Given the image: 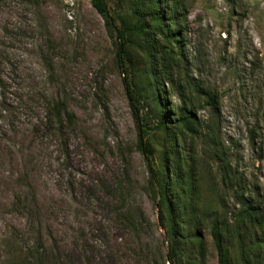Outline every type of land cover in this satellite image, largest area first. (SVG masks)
<instances>
[{
	"label": "rangeland",
	"instance_id": "rangeland-1",
	"mask_svg": "<svg viewBox=\"0 0 264 264\" xmlns=\"http://www.w3.org/2000/svg\"><path fill=\"white\" fill-rule=\"evenodd\" d=\"M144 1L107 0L116 27L136 23ZM175 5L183 46L164 69L171 83L161 78L165 107L192 103L199 120L196 135L178 136L193 158L175 186L228 219L231 264H264V0H166L170 15ZM131 39L161 43L153 32ZM114 42L91 0L0 4V264H219L208 231L195 256L170 259L137 149L140 133L156 160L168 144L149 61L137 52L122 71ZM58 102L72 122L52 116ZM250 205L260 224L239 221Z\"/></svg>",
	"mask_w": 264,
	"mask_h": 264
},
{
	"label": "trees",
	"instance_id": "trees-1",
	"mask_svg": "<svg viewBox=\"0 0 264 264\" xmlns=\"http://www.w3.org/2000/svg\"><path fill=\"white\" fill-rule=\"evenodd\" d=\"M6 0H0L2 4ZM97 13L103 18L111 37L114 39L116 49V59L120 69L127 70L128 66L135 68V58L137 52L144 54L149 61V71L147 77L150 81V92L153 101L151 102L155 115L158 120V130L166 134L168 144L162 146L161 154L156 160L155 153L151 149L150 141L143 138L142 133L139 135L137 149L143 154L146 160L148 171L150 173L149 184L151 185L156 199H158L159 223L166 228L170 259H175L179 255L190 257L195 256V251L201 247L204 242V231L210 234L215 250L219 257V264H231L229 260L231 238V225L226 217H219L213 207L207 205L204 208L200 205V194L195 190L189 193L187 186L176 187L175 184L181 179L180 168L188 169L186 163L190 157L184 156L183 148L179 145L178 136L182 133L187 135H196L198 133L199 120L193 111L192 103L185 106L182 112L170 113L167 110V97L164 84L161 78L167 76L166 83L170 82L168 69L176 57H179L183 43L181 37V9L175 5L173 15L167 12L166 0H145L142 7L136 8L133 13L139 16L136 23H126L122 20L120 28L116 27L119 20L111 13L107 0H91ZM183 11V10H182ZM153 32L161 38V43L155 41L150 47H134L132 37L142 36L146 33ZM139 48V49H137ZM149 53V54H148ZM160 72H156V68ZM166 69V70H164ZM126 91L133 99V81L124 80ZM190 106V107H189ZM51 114L62 125L64 121L72 122L74 117L63 102H58L50 108ZM174 123L173 125H169ZM184 159V160H183ZM177 161L171 167V161ZM181 166V167H179ZM253 205L244 208L237 217L239 221L249 220L253 225L260 224V215ZM215 216L209 223L206 218ZM264 219V218H263Z\"/></svg>",
	"mask_w": 264,
	"mask_h": 264
}]
</instances>
